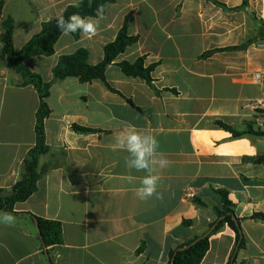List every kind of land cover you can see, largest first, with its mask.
<instances>
[{"label":"crops","instance_id":"crops-1","mask_svg":"<svg viewBox=\"0 0 264 264\" xmlns=\"http://www.w3.org/2000/svg\"><path fill=\"white\" fill-rule=\"evenodd\" d=\"M81 0H4L3 19L14 21L19 52L44 23ZM115 0L106 8L95 37L61 35L52 56L24 61L52 84L45 121L50 152L38 190L15 205V224H0V264H49L33 216L62 224L63 244L52 248L54 264H169L180 246L209 232L225 190L242 219L245 247L225 225L210 237L201 264H264V136L234 137L218 122L243 132L264 133V15L256 0ZM128 17V34L138 41L106 71V82L57 80L60 58L86 49L90 65L104 59ZM247 43L244 50L205 53ZM145 59L159 94L146 81L127 77L119 63ZM254 79L253 82H247ZM8 64L0 40V189L10 192L36 144L40 97ZM74 126L88 129L80 132ZM134 126L154 135L168 166L159 170L161 198L136 195L142 172L125 166L127 152L114 134ZM192 189L196 196L185 198Z\"/></svg>","mask_w":264,"mask_h":264},{"label":"trees","instance_id":"trees-1","mask_svg":"<svg viewBox=\"0 0 264 264\" xmlns=\"http://www.w3.org/2000/svg\"><path fill=\"white\" fill-rule=\"evenodd\" d=\"M115 0H81L78 4L70 5L66 8L63 15L67 18L74 12L80 13L82 16L96 18V8L98 5H106V8L114 3ZM215 4L226 7V5L216 1ZM250 0H243L240 7L232 10H241L249 5ZM4 0H0V40L4 46V52L8 57L9 66L24 78L23 85H32L37 90L40 97V106L36 114V144L29 151L24 160L22 178L13 186L10 192L0 189V211L9 212L11 214H19L14 210L17 203L25 202L37 190L38 182L45 174L46 169H39V160L42 155L50 152L51 148L46 143L45 121L51 115V110L47 99L50 96L52 84L45 82L43 78L29 70L24 61L34 56H52L55 53V46L62 33L57 28L56 18H52L44 23L40 33L36 34L19 52L14 48L13 34L14 21L12 18L3 19ZM106 12V10H105ZM75 38L80 37V33L72 34ZM138 41L137 37L128 34V17H126L124 26L119 31L116 39L104 47V59L97 65H90L88 62L89 54L86 49H80L72 55L62 56L54 68V77L57 80L66 78H77L81 83H92L94 81L106 82V71L115 60L123 54L126 49L134 45ZM247 43L236 47H228L224 49H216L202 55V58H208L217 52L244 50ZM122 72L127 77L140 78L156 91H160L154 84L152 73L156 68V64L146 66L145 59L139 58L131 63L123 61L118 64ZM107 87L114 91L108 84ZM225 130L232 133L234 137L244 135L264 136V133L254 132L253 130L237 131L233 127L218 122ZM76 131L90 132L88 129L74 126ZM256 164H264V156L253 158ZM217 193L222 199V207L215 208L217 220L210 226L209 232L201 237L180 246L171 254L169 264H201L210 247V237L219 232L225 225H228L236 233V250L245 247V239L243 236L241 222L235 213V206L229 199V194L225 190H218ZM39 228V236L42 242V253L49 264H54L52 258V248L56 245L63 244L62 224L58 221L46 220L33 216ZM253 220L264 222V213H256L251 216ZM234 258V257H233ZM229 264H233V259Z\"/></svg>","mask_w":264,"mask_h":264},{"label":"clouds","instance_id":"clouds-1","mask_svg":"<svg viewBox=\"0 0 264 264\" xmlns=\"http://www.w3.org/2000/svg\"><path fill=\"white\" fill-rule=\"evenodd\" d=\"M91 2V0H90ZM106 5H98L96 18L82 16L74 12L67 18L63 14L56 18L57 28L63 35L80 33L88 38L98 34L99 21L105 18ZM114 147L127 152L125 166L129 170L142 172L140 186L136 188V195L141 201H148L156 197L161 198L157 192L162 183L159 174L160 169L168 166V161L160 151V142L152 134L138 130L134 126L120 129L114 134ZM16 218L9 212L0 211V224L11 226L15 224Z\"/></svg>","mask_w":264,"mask_h":264},{"label":"built area","instance_id":"built-area-1","mask_svg":"<svg viewBox=\"0 0 264 264\" xmlns=\"http://www.w3.org/2000/svg\"><path fill=\"white\" fill-rule=\"evenodd\" d=\"M255 78V80H259V81H261V82H263L264 83V75L263 74H261V73H258V74H256V76L254 77ZM253 80L254 79H250V80H248L247 82H253ZM255 106L256 107H264V102H262V101H259V102H257L256 104H255ZM196 196V194H195V192L192 190V189H189V191H186V193H185V198L186 199H189V198H194Z\"/></svg>","mask_w":264,"mask_h":264},{"label":"rangeland","instance_id":"rangeland-1","mask_svg":"<svg viewBox=\"0 0 264 264\" xmlns=\"http://www.w3.org/2000/svg\"><path fill=\"white\" fill-rule=\"evenodd\" d=\"M256 5H255V13L258 17H261L264 15V0H256Z\"/></svg>","mask_w":264,"mask_h":264},{"label":"water","instance_id":"water-1","mask_svg":"<svg viewBox=\"0 0 264 264\" xmlns=\"http://www.w3.org/2000/svg\"><path fill=\"white\" fill-rule=\"evenodd\" d=\"M37 229H38V232H39V228H38V226H37Z\"/></svg>","mask_w":264,"mask_h":264}]
</instances>
